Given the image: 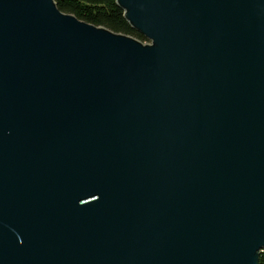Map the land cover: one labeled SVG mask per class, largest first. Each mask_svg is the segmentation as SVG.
<instances>
[{"label":"water","instance_id":"1","mask_svg":"<svg viewBox=\"0 0 264 264\" xmlns=\"http://www.w3.org/2000/svg\"><path fill=\"white\" fill-rule=\"evenodd\" d=\"M117 3L0 0V264H259L264 0Z\"/></svg>","mask_w":264,"mask_h":264},{"label":"trees","instance_id":"2","mask_svg":"<svg viewBox=\"0 0 264 264\" xmlns=\"http://www.w3.org/2000/svg\"><path fill=\"white\" fill-rule=\"evenodd\" d=\"M59 9L75 14L78 18L95 24L105 26L119 33L131 35L143 42L148 39L135 30L124 16V10L117 0H55ZM259 264H264V249L260 255Z\"/></svg>","mask_w":264,"mask_h":264}]
</instances>
